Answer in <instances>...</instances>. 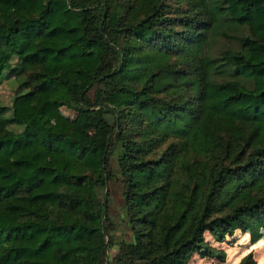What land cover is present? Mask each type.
<instances>
[{
  "label": "trees",
  "instance_id": "trees-1",
  "mask_svg": "<svg viewBox=\"0 0 264 264\" xmlns=\"http://www.w3.org/2000/svg\"><path fill=\"white\" fill-rule=\"evenodd\" d=\"M3 79L0 264H105L114 179L134 240L110 264L264 243V0H0Z\"/></svg>",
  "mask_w": 264,
  "mask_h": 264
},
{
  "label": "rangeland",
  "instance_id": "rangeland-1",
  "mask_svg": "<svg viewBox=\"0 0 264 264\" xmlns=\"http://www.w3.org/2000/svg\"><path fill=\"white\" fill-rule=\"evenodd\" d=\"M18 87V81L15 79H3L0 83V101L7 106H12L15 91ZM77 117L76 112L69 110L65 107L61 108L54 118V122L60 123L65 120H74ZM110 166L113 170L118 172L119 163L118 158L113 154ZM116 178L120 179L121 176L117 173ZM110 192V216L113 219L115 230L112 232L116 244L111 245L110 237L107 234V247H106V263L110 264L111 260L119 253L120 243L125 241H133L134 234L128 223L125 215V197H124V184L117 179L111 181L107 186ZM264 235V229L261 230V239ZM206 241L217 250H221L225 255V261L217 259H210L201 257L200 254H195L190 264H239L241 260L249 253H253L254 259L258 264H262L260 259L264 256V243H253L250 233H244L241 230L235 232L233 236H227L224 241H218L209 232L205 234ZM260 239V240H261Z\"/></svg>",
  "mask_w": 264,
  "mask_h": 264
}]
</instances>
